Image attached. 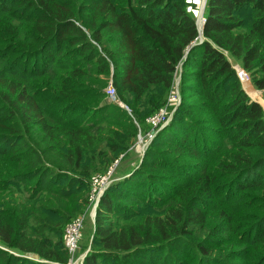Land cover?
Segmentation results:
<instances>
[{
	"label": "trees",
	"instance_id": "16d2710c",
	"mask_svg": "<svg viewBox=\"0 0 264 264\" xmlns=\"http://www.w3.org/2000/svg\"><path fill=\"white\" fill-rule=\"evenodd\" d=\"M186 6L0 0V264L69 263L65 226L179 67L172 119L100 196L81 264H264V110L228 60L264 93V0H206L194 46Z\"/></svg>",
	"mask_w": 264,
	"mask_h": 264
},
{
	"label": "rangeland",
	"instance_id": "374dc122",
	"mask_svg": "<svg viewBox=\"0 0 264 264\" xmlns=\"http://www.w3.org/2000/svg\"><path fill=\"white\" fill-rule=\"evenodd\" d=\"M201 1L202 0H185L186 5H187L186 10L191 15L193 20L195 21V25H196L198 34L203 29V19H204V11H205V5L203 6ZM201 38H202V35H201ZM228 60L230 61L232 67L234 68V70H235V72L239 78V81H240V84H241L243 91L247 94V96L252 101H254L256 103L258 102V104L264 110V93H263V91L258 90L255 87L250 74L245 72L241 68L239 63H237V62H235L229 58H228ZM181 72H182V67H179L178 71L176 72V74L174 76V87H173L174 91L177 90V96H178L179 100H180L179 87H180V81H181V78H180ZM107 100L110 103H112L113 105L125 109V106L122 104L121 101L118 100L117 96H116V99L107 98ZM174 105H175V103L172 102V103H169V105L166 107L168 115H169V120L167 123H169L171 121V119H172L171 116H173L178 103L176 106H174ZM164 126H162V127H164ZM162 127L158 128V130H156L154 134L149 136L148 133L150 132V127L147 123V120L145 121V127H143L142 125H140V126L137 125L138 133L136 135V140L133 143V145L129 148V150L127 151V155L121 154L118 157V159L115 160V163H113L111 165V166H114L113 167L114 172H113V174L109 180L110 182H109L108 186H110L113 182H115V180L118 179L120 176L122 177L125 173H128V172L130 175L133 171H135L139 167L140 162H141L144 154L148 150L152 149V147L154 145L153 142L155 140V137H156L157 133L161 130ZM155 150H156V148H155ZM93 186H94V184L92 182L91 188ZM108 186H106L105 190L107 189ZM104 187H105V185H104ZM104 191H103V193H104ZM90 198H89L90 205L83 212V214H81L79 216V217H82V229H81L80 237L78 240V249H77L76 253L73 254V256H71L67 253L69 255V263L68 264H81L85 255L90 251V245H91V241H92V237H93V223H94V218H95L96 207L98 205V203L96 204V201H94V198H92V200H90ZM61 240L63 242V232H62ZM63 246H64V244H63ZM169 254H172L173 256L175 255V256L180 257L176 253V251H174V250H173V253H172V251H168V255ZM29 258H31V260H34V261L37 260L35 256L34 257L29 256Z\"/></svg>",
	"mask_w": 264,
	"mask_h": 264
},
{
	"label": "built area",
	"instance_id": "2783aa9c",
	"mask_svg": "<svg viewBox=\"0 0 264 264\" xmlns=\"http://www.w3.org/2000/svg\"><path fill=\"white\" fill-rule=\"evenodd\" d=\"M205 2L206 0L201 1L203 6L205 5ZM105 93L108 98L116 99V92H115V89L111 81L108 82V85L105 89ZM172 102L175 103L174 106H176L177 103H179V98L177 96V90L174 91V89L169 94V97L167 99L165 106L160 108L156 113H154L147 119V123L150 127V132L148 133L149 136L154 134L155 131L158 130V128L164 126L168 122L169 115H168L166 107L169 105V103H172ZM113 167L114 166H110L103 175H100L93 180L94 186L91 188L90 200L94 198V201H96V204L98 203L99 198L101 194L103 193V191L105 190L106 186H108L110 182L109 180L114 172ZM81 229H82V217H78L72 220L64 228L63 244H64V247L67 253L71 256H73V254L76 253L78 249V240L80 237Z\"/></svg>",
	"mask_w": 264,
	"mask_h": 264
},
{
	"label": "water",
	"instance_id": "95a60500",
	"mask_svg": "<svg viewBox=\"0 0 264 264\" xmlns=\"http://www.w3.org/2000/svg\"><path fill=\"white\" fill-rule=\"evenodd\" d=\"M203 9V8H202ZM205 22V20H203V23ZM201 35H202V31L199 33V40L194 42L191 46H194V45H197V44H200L202 41H203V38H201ZM258 103V102H257Z\"/></svg>",
	"mask_w": 264,
	"mask_h": 264
}]
</instances>
